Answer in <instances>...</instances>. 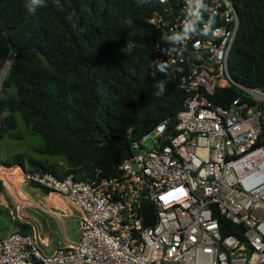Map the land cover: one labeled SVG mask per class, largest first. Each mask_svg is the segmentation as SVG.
Masks as SVG:
<instances>
[{
    "label": "built area",
    "instance_id": "built-area-1",
    "mask_svg": "<svg viewBox=\"0 0 264 264\" xmlns=\"http://www.w3.org/2000/svg\"><path fill=\"white\" fill-rule=\"evenodd\" d=\"M158 2L147 17L152 48L184 93L173 123L132 139L114 175L23 172L78 210V237L42 252L29 234L8 232L0 264H264V90L228 71L238 27L232 2ZM230 84L237 94L215 103L214 91ZM217 216L241 231L221 233Z\"/></svg>",
    "mask_w": 264,
    "mask_h": 264
},
{
    "label": "trees",
    "instance_id": "trees-1",
    "mask_svg": "<svg viewBox=\"0 0 264 264\" xmlns=\"http://www.w3.org/2000/svg\"><path fill=\"white\" fill-rule=\"evenodd\" d=\"M230 1L239 21L228 71L264 90V0ZM178 2L168 0L173 8ZM158 6V0H0V57L11 55L0 83V135L15 137L21 121L40 138L35 151L55 156L16 151L2 159L15 185L33 170L56 178L114 175L132 139L163 119L173 123L184 93L152 48L147 17ZM236 94L230 84L212 99L226 105ZM96 129L103 139L93 136ZM217 219L221 233L241 231Z\"/></svg>",
    "mask_w": 264,
    "mask_h": 264
},
{
    "label": "rangeland",
    "instance_id": "rangeland-1",
    "mask_svg": "<svg viewBox=\"0 0 264 264\" xmlns=\"http://www.w3.org/2000/svg\"><path fill=\"white\" fill-rule=\"evenodd\" d=\"M11 59V55L0 57V73L6 71V66ZM15 137H10L6 133L0 135V161L16 151H22L26 155H31L49 161L55 159L53 155H44L35 151L34 147L40 143V138L35 133H30L23 126L21 121L16 123L13 130ZM146 147L151 146L150 138L144 139ZM57 161L59 157H56ZM18 167V166H17ZM6 167L0 164V235L8 232L24 229L32 236L40 251H51L54 247L62 245L67 241H75L78 237L77 214L75 209L63 196L55 193H46L45 189L32 185L24 179L19 180L15 185ZM19 168V167H18ZM23 172V170H22ZM44 206H58L70 214H64L63 209L59 216L48 212ZM15 205H19L16 210ZM45 238V245L40 239Z\"/></svg>",
    "mask_w": 264,
    "mask_h": 264
},
{
    "label": "water",
    "instance_id": "water-1",
    "mask_svg": "<svg viewBox=\"0 0 264 264\" xmlns=\"http://www.w3.org/2000/svg\"><path fill=\"white\" fill-rule=\"evenodd\" d=\"M232 6H233V8H234V10H235V13H236V15H237V18H238L237 9L235 8V6H234L233 4H232ZM238 21H239V18H238ZM7 54H8V53H7ZM7 54H6V56H7ZM7 66H8V64H7ZM7 66H6V68H7ZM93 136L96 137V138H98V139H103V138L105 137V134H104V131H103V130L96 129V130L94 131V133H93Z\"/></svg>",
    "mask_w": 264,
    "mask_h": 264
},
{
    "label": "crops",
    "instance_id": "crops-1",
    "mask_svg": "<svg viewBox=\"0 0 264 264\" xmlns=\"http://www.w3.org/2000/svg\"><path fill=\"white\" fill-rule=\"evenodd\" d=\"M45 196H46V194H45ZM54 207H56V209H59L61 212H62V210L61 209H63V208H60V207H58V206H54ZM62 213H64V214H70L69 212H66L64 209H63V212ZM41 241H43V242H46L45 241V238L44 239H40Z\"/></svg>",
    "mask_w": 264,
    "mask_h": 264
},
{
    "label": "bare ground",
    "instance_id": "bare-ground-1",
    "mask_svg": "<svg viewBox=\"0 0 264 264\" xmlns=\"http://www.w3.org/2000/svg\"><path fill=\"white\" fill-rule=\"evenodd\" d=\"M8 55H9V53H8ZM8 55H7V56H8ZM19 168H20V167H19ZM20 169H21V168H20ZM21 170H22V169H21ZM49 193H50V195H51L52 193H55V192H49ZM56 194H58V193H56ZM58 195H60V194H58Z\"/></svg>",
    "mask_w": 264,
    "mask_h": 264
},
{
    "label": "clouds",
    "instance_id": "clouds-1",
    "mask_svg": "<svg viewBox=\"0 0 264 264\" xmlns=\"http://www.w3.org/2000/svg\"><path fill=\"white\" fill-rule=\"evenodd\" d=\"M202 2V0H197V3H201ZM29 11H31V9H29Z\"/></svg>",
    "mask_w": 264,
    "mask_h": 264
}]
</instances>
